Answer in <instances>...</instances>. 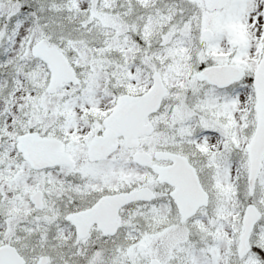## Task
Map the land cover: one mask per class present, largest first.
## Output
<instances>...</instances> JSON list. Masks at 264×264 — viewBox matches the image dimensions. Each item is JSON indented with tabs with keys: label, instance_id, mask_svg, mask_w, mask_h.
Instances as JSON below:
<instances>
[{
	"label": "snow or ice",
	"instance_id": "1",
	"mask_svg": "<svg viewBox=\"0 0 264 264\" xmlns=\"http://www.w3.org/2000/svg\"><path fill=\"white\" fill-rule=\"evenodd\" d=\"M0 264H264V0H0Z\"/></svg>",
	"mask_w": 264,
	"mask_h": 264
}]
</instances>
